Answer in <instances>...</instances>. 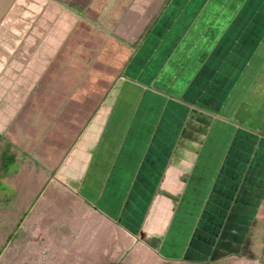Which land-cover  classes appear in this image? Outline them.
<instances>
[{"label": "crops", "instance_id": "crops-1", "mask_svg": "<svg viewBox=\"0 0 264 264\" xmlns=\"http://www.w3.org/2000/svg\"><path fill=\"white\" fill-rule=\"evenodd\" d=\"M236 1L0 0V136L23 171L44 179L38 192L62 195L73 209L74 242L77 208L96 221V258L82 256L97 264H206L188 250L208 243L217 212L246 187L243 179L262 183L255 174L264 172V154L241 152L262 146L264 136L231 118L251 94L264 97V0ZM188 146L197 151L183 178L182 158L173 155ZM119 158L139 174L118 173ZM64 166L70 176L60 175ZM161 167L157 195L176 229L155 245L150 237L166 231L161 224L144 239L102 207L131 178ZM113 179L121 183L107 186ZM78 181L84 195L95 191V205L71 188Z\"/></svg>", "mask_w": 264, "mask_h": 264}, {"label": "rangeland", "instance_id": "rangeland-1", "mask_svg": "<svg viewBox=\"0 0 264 264\" xmlns=\"http://www.w3.org/2000/svg\"><path fill=\"white\" fill-rule=\"evenodd\" d=\"M232 1L235 2L232 3L233 5L238 4L236 0ZM262 94L264 96V92ZM260 101L251 94L243 100L242 104H239V109L232 116L231 121L237 120L241 128L264 136V97L261 103ZM212 113L215 114L214 110ZM153 122L154 118L148 117L145 125L150 126ZM154 128L155 124L144 131L151 135ZM141 138L145 143L144 138L142 136ZM151 138L152 136L149 138L150 141H152ZM201 143L202 141L199 145ZM262 143L261 153L264 154V141ZM258 150L259 148L256 152L260 153ZM186 151L188 152L178 151L173 155L176 157L175 160L182 158L183 178L186 177L189 166L195 161L192 152L197 149L188 146ZM121 161L119 158L116 164L118 173L119 167H127L133 173L139 174L137 164L126 161L124 158V162ZM20 165L21 163L17 161L6 174H0V264H97L96 260L87 257L96 258V247L100 245L93 234L96 221L91 218L86 220L84 211L81 212L83 208H80V211L77 208L74 211L76 212L74 219L79 234L74 242L75 231L69 225L73 219V209H70L68 205L64 206L62 195L46 194V189L38 192L44 179L28 170L23 171ZM71 172L70 168L64 166L60 175L70 176ZM163 173L164 169L161 167L156 175L142 173L137 179L133 174L135 178H131L130 182H126V174L121 173L119 176L124 177L127 186L124 189L119 188L116 193L113 192L114 201L107 202L108 208L102 207L103 212L116 224L137 235L142 236L143 233L144 239L150 237L147 234L148 230L158 231L161 224L163 231H166L158 237L156 235L150 237V241L154 240L155 245L163 243L167 234L176 229L173 219L166 218L162 210L163 205H160L162 200L157 195ZM255 175L257 179L262 180V183H257L256 187H249L250 184L245 185L243 182V186L246 187L241 190L243 196L248 193L247 202L245 201L243 207L253 209L247 210L248 221L245 220L247 223L239 224L240 226L236 229L232 228L230 234L222 236L223 240L220 236V240L217 239L214 243L206 264H264V172ZM60 178L61 181L64 180ZM82 181L72 182L71 188L82 193ZM115 182L121 183V180H107V186H113ZM126 189L130 190L125 191ZM252 191L253 193L250 194ZM178 193L172 194L174 200H180L182 197L181 189ZM93 195L95 191L84 197L95 205L96 198ZM249 203L254 205L251 206ZM198 209L196 210L199 212L201 209ZM118 261L116 264H122L121 260Z\"/></svg>", "mask_w": 264, "mask_h": 264}, {"label": "trees", "instance_id": "trees-1", "mask_svg": "<svg viewBox=\"0 0 264 264\" xmlns=\"http://www.w3.org/2000/svg\"><path fill=\"white\" fill-rule=\"evenodd\" d=\"M252 146H253L252 144H248V147L245 148L241 153L246 154L248 157L251 155L253 156V154L255 155L262 154L261 153L262 146H260V144H256L253 147ZM258 148L260 150V153L256 152V149ZM17 161H18V158L15 152V147L9 141H7L4 137L0 136V174L1 175L6 174L9 168L13 167ZM241 165H243V163H241ZM245 179L242 180V184H241L242 186H243V182L244 184L251 183L249 177ZM241 190L242 189L237 190V192L231 191L229 195V199H231V202L232 200L234 201V206L230 205V203L228 204L222 203L223 206L217 212L218 213L217 222H219L218 223L219 225L212 227L211 230L209 231L210 236H209V240L207 239L208 243L206 244L204 242H200L199 249H191L193 248L191 247L190 250L188 251L194 252L196 254L199 253L201 257L203 256V259H206L209 257V255H211V249L214 246V243L216 242L218 237L221 236V232L224 234V236H226L230 234V232L232 231V228L236 229V227L240 226L239 224L247 223L245 222V220L248 221L247 220L248 217L246 216V213L250 211L252 208L243 207L245 201L247 202V199L245 196L241 195V192H240ZM216 202H219V201L216 200ZM249 204L251 206L254 205L252 203H249ZM224 208L226 209L228 208L227 211H225ZM228 213H230L231 216L228 215ZM228 216H230V219L226 221L227 220L226 217ZM182 245H184V243Z\"/></svg>", "mask_w": 264, "mask_h": 264}, {"label": "flooded vegetation", "instance_id": "flooded-vegetation-1", "mask_svg": "<svg viewBox=\"0 0 264 264\" xmlns=\"http://www.w3.org/2000/svg\"><path fill=\"white\" fill-rule=\"evenodd\" d=\"M230 205L234 206V201L233 200H232V202H230ZM228 215H230V213H228ZM230 216L227 217V220L226 221H228L230 219Z\"/></svg>", "mask_w": 264, "mask_h": 264}]
</instances>
